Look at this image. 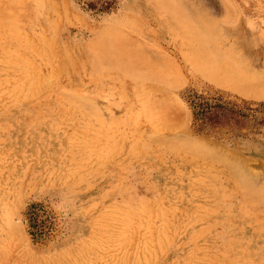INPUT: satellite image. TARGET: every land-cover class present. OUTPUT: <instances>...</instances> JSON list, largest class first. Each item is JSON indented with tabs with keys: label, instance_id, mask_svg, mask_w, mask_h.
I'll list each match as a JSON object with an SVG mask.
<instances>
[{
	"label": "rangeland",
	"instance_id": "1",
	"mask_svg": "<svg viewBox=\"0 0 264 264\" xmlns=\"http://www.w3.org/2000/svg\"><path fill=\"white\" fill-rule=\"evenodd\" d=\"M23 3L0 264H264V0Z\"/></svg>",
	"mask_w": 264,
	"mask_h": 264
},
{
	"label": "bare ground",
	"instance_id": "2",
	"mask_svg": "<svg viewBox=\"0 0 264 264\" xmlns=\"http://www.w3.org/2000/svg\"><path fill=\"white\" fill-rule=\"evenodd\" d=\"M14 1H16V3H21V5H20V7H19V16L22 15V14H24V13H25V9H24V6L22 5V4H24V3H23V0H14ZM8 11H9V10H8ZM8 19H9V18H8ZM222 66H223V65H222ZM224 66H226V65H224ZM224 66H223V67H224ZM227 66H228V65H227ZM227 66H226V67H227ZM228 67H229V66H228ZM6 68H8V67H6ZM3 71H4V70H3ZM228 71H229V70L227 69L226 72H228ZM223 72H224V71H223ZM223 72H222V73H223ZM226 72H225V73H226ZM233 72H237V71H233ZM233 72H232V73H233ZM226 74H227V73H226ZM230 74H231V73H230ZM227 76H232V74H231V75L227 74ZM238 76H239V75H238ZM238 76H237V77H238ZM250 76H251V75H250ZM231 78H234V76L231 77ZM240 80H241V79H240ZM252 80H254V79H252ZM263 81H264V80H263ZM252 82H253V81H251L250 83L252 84ZM254 83H256V82L254 81ZM259 83H260V82H259ZM262 83H264V82L261 81V84H259V86L262 85ZM243 84H244V83H243ZM245 86H248V85H244V87H245ZM257 86H258V84H257ZM257 86H256V87H257ZM229 172H230V171H229ZM231 177H232V175H231Z\"/></svg>",
	"mask_w": 264,
	"mask_h": 264
}]
</instances>
